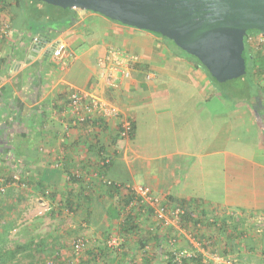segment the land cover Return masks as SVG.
Wrapping results in <instances>:
<instances>
[{"label": "crops", "instance_id": "1", "mask_svg": "<svg viewBox=\"0 0 264 264\" xmlns=\"http://www.w3.org/2000/svg\"><path fill=\"white\" fill-rule=\"evenodd\" d=\"M12 2L0 9V20L9 27L0 38V178L19 175L21 184L45 198H38L40 205L60 201L49 211L57 214L65 206L74 217L71 227L63 223L61 228L87 230L96 240L86 251L88 264H169L171 238L177 250L196 248L177 227L157 226L155 235L144 233L154 220L143 211L134 212L139 230H128L130 223L121 213L131 205L125 204L126 193L112 192L93 177L102 148L112 157L108 181L148 187L163 203L169 197L183 200L203 212L205 221H217L201 231L216 229L214 246L199 244V257L185 264H205L209 249L229 264H264V66L254 79L257 95L238 98L239 83L215 84L201 64L156 34L90 11ZM35 12L41 16L33 17ZM50 24L57 29L45 27ZM57 44L65 46L63 61L52 56ZM43 46L48 53L39 50ZM115 60L128 77L114 73L109 79ZM76 91L110 102L133 123V136L114 145L117 123L111 119L98 129L95 144L89 129L74 127L63 112ZM56 162L63 166L54 168ZM76 171L83 176L78 182L70 178ZM12 203L0 204V219H5L0 264H23L16 248L30 242L39 247L44 240L35 235L20 244L19 233L34 228L12 223L29 216V210ZM225 220L223 231L218 227ZM110 231L121 238L116 258L106 257L112 248L103 237Z\"/></svg>", "mask_w": 264, "mask_h": 264}, {"label": "water", "instance_id": "2", "mask_svg": "<svg viewBox=\"0 0 264 264\" xmlns=\"http://www.w3.org/2000/svg\"><path fill=\"white\" fill-rule=\"evenodd\" d=\"M100 14L157 34L194 57L218 83L246 72L244 37L264 35V0H37ZM45 53L49 47H40ZM256 100L259 102L258 98Z\"/></svg>", "mask_w": 264, "mask_h": 264}, {"label": "built area", "instance_id": "3", "mask_svg": "<svg viewBox=\"0 0 264 264\" xmlns=\"http://www.w3.org/2000/svg\"><path fill=\"white\" fill-rule=\"evenodd\" d=\"M3 4V1L0 2V9ZM8 24L4 21L0 20V38L8 35ZM246 43L254 52H264V35L259 33H250L245 35ZM64 50L65 46L63 44H57L52 50V56L55 59H59L63 61L64 58ZM2 57V50L0 49V59ZM127 59V57H125ZM130 60H136V57H130ZM116 65L114 69H112L108 73V77L111 80L112 75L114 73H119L121 77H128V71L121 69L120 62L116 61ZM106 79L108 80L107 76ZM63 112L68 113L72 118V125L74 127H80L86 121H101L103 124L100 128L102 131L104 127L107 125V122L111 119L116 121L117 130L120 131V136L124 139H128L129 134L132 130V122L125 116H121L119 111L108 101L100 100L87 92L76 91L72 92L68 98V103ZM91 124V123H90ZM91 132V135H97L94 139L95 144H99V134L98 130L94 129L92 125L87 127ZM96 130V131H94ZM112 157L110 154H103L100 160H97V166L95 168V172L93 173V177L97 178L99 181H102L105 184H110L105 176L100 174L101 167L104 164L110 163ZM63 166L62 162L54 163V168H61ZM72 176L76 179H83L82 173L76 171L72 174ZM12 179L6 181L4 178H0V196H4L7 192V189L17 183L19 180V175H12ZM116 186L118 184L115 183ZM130 191H132L135 195L134 204L137 203V199H139V203H143L146 206L150 207L153 210V220L154 226L157 228L159 226L163 229H168L169 227H177L179 228L180 218L184 215L185 211L183 208L176 206L172 208L166 207L160 199L153 196L151 190L148 187H130ZM185 237L193 238V235L190 232L185 231ZM175 241H172L174 243ZM190 243H193L190 241ZM87 241L84 237L75 238L71 245L74 253L78 254L84 250L86 247ZM199 251H195V249H190L188 251H173L174 259L173 261L176 263H181L184 261H192V259H196ZM205 264H229L227 261H224L219 253H210L208 258H205ZM47 264H51L47 263ZM231 264V263H230Z\"/></svg>", "mask_w": 264, "mask_h": 264}, {"label": "rangeland", "instance_id": "4", "mask_svg": "<svg viewBox=\"0 0 264 264\" xmlns=\"http://www.w3.org/2000/svg\"><path fill=\"white\" fill-rule=\"evenodd\" d=\"M22 183V182H21ZM12 188V190L10 189ZM6 195V196H5ZM4 195L5 199L0 201L1 205L7 206L8 203H11V200L15 203H12V206L16 209H24L26 208L29 210V216L26 219V215L19 216L18 218H13V224H23L25 227L28 225H32V228H34L33 233L27 232L23 233L20 232V234L23 235V241L20 242V244H25L31 241L35 235H39L42 237L43 245L42 246H35L33 242H30L26 244L24 248H16V252L20 254V258L22 263L26 264H88L85 261L86 258V251L91 246V243L93 242V239L90 235V233H87V230L82 231H74V230H67L65 228H61L62 224L64 223L65 227H71V224L69 222H72V218H74L72 215H70V211L66 212L63 209H66L65 206L62 207L61 212H58L57 214L54 212V210L49 211L51 209L50 207H56V204H61L60 201H52L50 202L48 200V204L46 205H40V202L38 201V198H42L43 201L45 198L41 196L40 192L38 190H34L32 186L27 184H17L10 186L7 189L6 194ZM22 200V201H21ZM46 202V201H44ZM55 203V204H53ZM40 209V210H39ZM39 210V214L34 215L36 211ZM31 211V212H30ZM61 213V214H59ZM34 215V216H32ZM26 220V221H25ZM62 221V222H61ZM201 225L203 229L208 228L205 226V224L209 223L205 220H201ZM5 223L4 217L0 219V224ZM57 227L59 229H57ZM212 229V226L209 227V229ZM214 228V227H213ZM60 229L63 230V233H60ZM179 230H182V228ZM216 229L214 230V233L212 232H201L202 234L205 233V237H207L212 244L213 240V234H215ZM218 233V230H217ZM259 234V233H257ZM60 235V239H56V236ZM95 237V235H93ZM21 237V235H20ZM19 236H17L18 239H20ZM77 237H84L87 241L86 247L84 250L78 254L74 253L72 250V241ZM226 237V236H224ZM215 238V237H214ZM120 237L118 236V233L115 231L106 232V234L103 237L104 243H108L111 246V252L109 255H106V257H115L117 254L116 248L118 247ZM94 241H96L94 239ZM188 241H192L193 244H196L195 251H198L197 248L201 245H199L200 242L197 241V238H188ZM216 241V240H214ZM213 241V243H214ZM209 241L203 240L202 243L207 244ZM30 244V245H29ZM29 245V246H28ZM93 246V245H92ZM201 248V247H200ZM170 249V248H169ZM205 253H217V252H211L208 251ZM98 257H101L98 256ZM105 257V256H104ZM105 257V258H106ZM8 259V257H6ZM102 260L104 258L101 257ZM101 259L99 261H101ZM10 260V259H8ZM95 264V263H93Z\"/></svg>", "mask_w": 264, "mask_h": 264}, {"label": "trees", "instance_id": "5", "mask_svg": "<svg viewBox=\"0 0 264 264\" xmlns=\"http://www.w3.org/2000/svg\"><path fill=\"white\" fill-rule=\"evenodd\" d=\"M3 1V8L5 6H9L10 5V0H0V2ZM13 4H16V5H19L20 4V0H12ZM28 1H31V2H35V3H39V4H42L46 7H50V8H53V9H57L59 11H63V12H66V11H69L70 9H67V10H63L59 7H55V6H51V5H48L44 2H40V1H37V0H28ZM27 14H30V12H28ZM32 16L36 17V16H41L39 14H37L36 12L32 14ZM57 22H55L56 24ZM70 24H71V21H70ZM46 28L48 27H53L55 29H57L56 25L54 24H50V25H46L45 26ZM44 27V28H45ZM59 30V29H58ZM252 34V33H256L254 31H248L247 34ZM246 34V35H247ZM157 35V34H156ZM159 36V35H158ZM165 39V38H164ZM175 50L179 51L180 53H183L185 55H187L186 53H184L183 51H181L180 49H178L171 41L165 39ZM244 46H245V49H244V57H245V69H246V72L243 76H241L240 78L236 79V80H233V81H228V82H225V83H239L238 86H236V93H237V97L238 98H242L243 96H246L248 98H254V96L257 95V93H255L254 91V88H255V84H256V81L258 80V76L260 75V71H259V67H262L264 66V56H263V53L261 52H254L250 47L249 45L246 43V39L244 37ZM188 57L194 59V61L198 64H200L194 57L190 56V55H187ZM211 78V77H210ZM256 79V81L254 80ZM211 80L217 84V85H222L224 83H218L216 81H214L212 78ZM251 91V92H250ZM91 123V124H90ZM102 122L101 121H90L89 119L86 120L82 125L81 127H88L89 125H92V127L96 130L100 129L101 126H102ZM82 127V129H83ZM94 130V131H96ZM133 123H132V130H131V133L129 134L128 136V139L131 138L133 136ZM97 135H94L93 138H96ZM92 138V140L94 141V139ZM124 138H122L120 136V131L117 130V137H115L113 140H112V143L115 145L117 144L119 141H123ZM98 160L101 159L102 155L103 154H106L105 153V150L102 149V148H99L98 149ZM114 154V153H113ZM112 161V159H111ZM111 161L110 163L108 164H104L100 169H101V172L100 174L102 176H105V172L108 170L109 166L111 165ZM71 179L75 180L76 182H78L80 179H76L74 178L73 176H70ZM12 178L10 177L8 180L6 179V181H9L11 180ZM21 184V181L20 179L17 181V184ZM23 183V182H22ZM25 184V183H24ZM100 184H103L105 187H107L110 191L112 192H117V191H124L126 194L124 195V198L127 199L126 201V205L128 204H131L129 205L130 207L127 209V210H121V213H122V216L124 217V220L126 222V225H128L130 223V226H128V230H130V232H134L136 230H139V227H138V224H136V221L134 219V212H144V213H149L151 217H153V210L146 206L145 204L143 203H139V199H137V203L134 204V193L132 191L129 190L128 187L126 186H123V185H118L116 186L115 183H110V184H105L103 183L102 181H100ZM66 202L68 203V201L66 200ZM163 203V202H162ZM166 207L168 208H172V207H176V206H179L181 208H183V210L185 211L184 215L181 216L180 218V222H179V228L186 232H190L192 235H193V238H197V241L200 242L199 244H201V246H204L205 244L202 243V238L204 237L203 234L201 233L203 227L201 225V220H206L204 215H203V212H200L198 213L197 211H195L193 208L190 207L189 203L186 202V201H183V200H176V199H172L171 197L168 198V201L164 202L163 203ZM125 205V206H126ZM125 206H123V208H125ZM70 207V205H69ZM135 207V209H134ZM68 210H70L68 208ZM219 221V220H218ZM207 222V221H206ZM226 222V220L224 221ZM154 223H151V225L144 231V233H149V234H153L155 235L157 233V229L156 227L154 226ZM217 221L215 220L214 222H210V223H207L205 224L206 227L209 228V226H215L217 225ZM226 223H223V225L221 224L220 227H218L220 230H227L226 228ZM133 225V226H131ZM228 226V225H227ZM160 228V227H158ZM128 232V231H127ZM235 232H230V236L229 237H233ZM133 234V233H132ZM240 235L238 234L236 237H239ZM154 237V236H153ZM172 241H176L175 238H171L169 239V242H168V246H170V249L168 250V252L166 253V255L168 256V260H169V264H185V261L182 260L181 263H176L173 261L174 259V256H173V251L174 250H177L175 249L176 247V243H172ZM207 241H209L206 246H214V244L216 243V241H214L213 244H211V241L207 238ZM205 248V247H204ZM211 251V249H209ZM177 251H182V250H177ZM211 252H215L214 250H212ZM263 253H264V250H263ZM199 255V254H197ZM117 257V255L115 256V258ZM199 256H197L196 258H198ZM194 261V259H192ZM196 261V260H195Z\"/></svg>", "mask_w": 264, "mask_h": 264}]
</instances>
